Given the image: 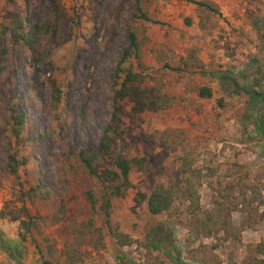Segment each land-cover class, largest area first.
<instances>
[{"label": "rangeland", "instance_id": "1", "mask_svg": "<svg viewBox=\"0 0 264 264\" xmlns=\"http://www.w3.org/2000/svg\"><path fill=\"white\" fill-rule=\"evenodd\" d=\"M262 43L264 0H0V264H264Z\"/></svg>", "mask_w": 264, "mask_h": 264}, {"label": "trees", "instance_id": "2", "mask_svg": "<svg viewBox=\"0 0 264 264\" xmlns=\"http://www.w3.org/2000/svg\"><path fill=\"white\" fill-rule=\"evenodd\" d=\"M138 1V0H135ZM199 5H204L203 3H198ZM143 18L146 19L145 15H141ZM21 27V22L17 21V23L15 24V26L13 27H8L9 31H10V35L12 38L13 42H17V40L21 39L23 41H25L27 44H30L31 41L30 39H28L27 34H23V33H17L16 29ZM35 28V26H34ZM263 38V37H262ZM134 50V36L131 32L128 33V45L122 50L121 55L118 59L117 65L122 64L127 57L130 55V52H132ZM261 51L264 52V44H261ZM261 71H264V58H263V62H261L259 64ZM217 79H219V81H223V80H230L232 83H234L233 79L228 76V75H223V74H217L215 75ZM136 79L135 77V73H133L130 70H127L122 79H121V83H120V87L117 91L114 92V97H113V111H116V104L115 102L128 95V90L126 89L125 83L131 80ZM196 95L200 98L203 97H210L211 95V90L209 87L207 86H200L198 87L197 91H196ZM139 101L135 100L134 101V105H133V109L134 110H139ZM15 118V124L18 126H21L23 123V119H24V115L23 112L20 110L19 114H16L14 116ZM108 128L110 129L109 126L106 127V130H108ZM107 132L105 131V133L101 136L102 140H106L107 139ZM103 145V143H101V146ZM78 158L79 160L84 164V166L86 167L87 171L94 175L95 172L92 170L90 163L87 161V159L82 155V151H80L78 153ZM23 161H21V163H23ZM113 165L115 170L111 171V170H106L104 174L105 177H107L109 180H113L115 179L116 182L115 183H109L107 185V189L105 190V193L102 197V205L104 208H106L108 206V201H109V197L110 196H120L122 194V190H124L127 187H130V181L128 179V173L130 170V160H128L127 158H125L123 155L121 154H116L114 159H113ZM18 161L16 160V158L14 157L13 154H9L7 155V167H8V171L9 173L15 175L16 173V166L18 165ZM100 177V176H99ZM137 196L142 197L140 193L137 192ZM171 201V193L169 191L168 188H164L161 185H157L155 186L150 193L148 194L147 198H146V209L150 214H158L162 211H165ZM262 253H264V251H262ZM6 254L8 256V258L13 261L14 264H22L21 262H19L11 253V251L9 249H7ZM41 264H53L47 260L42 259L41 260Z\"/></svg>", "mask_w": 264, "mask_h": 264}]
</instances>
